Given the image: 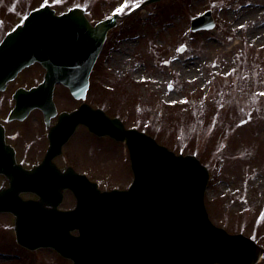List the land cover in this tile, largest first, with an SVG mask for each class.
Listing matches in <instances>:
<instances>
[{
    "label": "rangeland",
    "instance_id": "obj_1",
    "mask_svg": "<svg viewBox=\"0 0 264 264\" xmlns=\"http://www.w3.org/2000/svg\"><path fill=\"white\" fill-rule=\"evenodd\" d=\"M140 1L17 0L6 14L11 1L0 0V25L11 28L43 3L56 12L84 6L92 21L133 8L108 31L92 72L93 103L176 153H196L210 173L211 221L264 247V0ZM207 9L214 27L191 31L190 18ZM94 142L97 162L105 157L94 173L100 187H124L131 179L125 145ZM86 158L82 149L72 154L79 164ZM71 204L65 198L61 207ZM0 264L71 261L52 248L20 246L13 216L0 213Z\"/></svg>",
    "mask_w": 264,
    "mask_h": 264
},
{
    "label": "water",
    "instance_id": "obj_2",
    "mask_svg": "<svg viewBox=\"0 0 264 264\" xmlns=\"http://www.w3.org/2000/svg\"><path fill=\"white\" fill-rule=\"evenodd\" d=\"M150 1L154 0L146 2ZM114 24L112 17L91 25L77 7L60 15H55L48 5L39 7L0 44V61L10 64L1 75L12 76L21 66L39 60L47 67V73L40 86L25 93H32V105L40 104L43 94L50 100L55 81L69 85L74 95H83L90 67ZM204 26H212L209 11L191 19L192 29ZM23 95L19 91L17 100ZM20 109L19 104L11 116H20ZM79 115L93 132L125 141L132 183L126 190L102 192L94 183L76 185L82 176L59 173L49 162L51 152L32 172L18 167L9 170L2 162L0 172L10 178L11 185L0 191V211L15 215L14 230L20 245L31 250L52 247L73 264L257 261L261 248L254 241L241 234H228L208 219L203 205L208 171L194 156L174 154L147 134L125 129L118 118H109L101 109L91 110L85 105L69 115L63 114L56 131L64 128L69 119L76 124ZM69 132L71 129L66 136ZM0 150V155L8 157L10 167H14L11 149L3 143L1 126ZM31 173L42 175L26 183L25 177ZM63 187L74 192L76 205L72 209H56L61 196L59 188ZM21 190H34L41 200H23L19 196ZM50 194L52 201L46 198ZM73 229L77 234L70 233Z\"/></svg>",
    "mask_w": 264,
    "mask_h": 264
},
{
    "label": "flooded vegetation",
    "instance_id": "obj_3",
    "mask_svg": "<svg viewBox=\"0 0 264 264\" xmlns=\"http://www.w3.org/2000/svg\"><path fill=\"white\" fill-rule=\"evenodd\" d=\"M2 34L0 31V40ZM45 74L44 66L39 62H33L21 68L12 78L1 81L0 79V123L4 128L5 142L9 144L15 155L16 162L25 168H33L44 158L49 148V130L53 127L61 112H70L79 106L81 100L69 95L68 89L61 83L55 85V92L62 91L60 97L55 99L56 113L49 118L45 117L44 111L39 107L32 108L23 119H9L10 110L16 105V91L19 88L29 89L39 84ZM92 93H90V96ZM91 105V102H88ZM94 107V105H91ZM96 136L88 131L83 124H77L74 132L61 146L59 155L53 158V162L60 170L72 166L76 171L84 173L94 181L96 171ZM82 149L88 155L84 164H79L72 159L76 150ZM7 186V179L0 174V187ZM65 195H69L64 190ZM25 198H37L33 193H23Z\"/></svg>",
    "mask_w": 264,
    "mask_h": 264
}]
</instances>
